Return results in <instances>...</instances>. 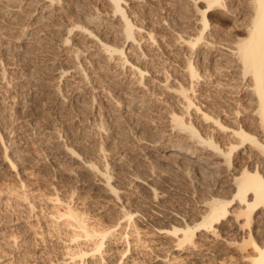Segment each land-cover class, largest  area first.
<instances>
[{"label": "bare ground", "instance_id": "6f19581e", "mask_svg": "<svg viewBox=\"0 0 264 264\" xmlns=\"http://www.w3.org/2000/svg\"><path fill=\"white\" fill-rule=\"evenodd\" d=\"M113 64L114 70L109 68ZM98 110L113 115L108 126H117L120 118L119 126L134 120L149 134L156 131L152 116L163 110L167 129H160L157 140L138 139L145 143L148 159L170 161L187 178L198 172L223 179L224 194L209 196L198 220L185 222L181 214H171L170 227L159 228L173 235L175 248L195 250V238L203 232L217 252L234 250L245 264H264V0H0V141L8 167L14 170L17 162L9 158L5 135L23 140L50 133L46 142L57 143L59 157L76 167L85 185L121 204L122 188L113 184L109 168L113 164L108 167L107 159L96 164L76 148L85 147L95 120L106 134ZM48 113L65 124L78 122L80 130L74 128L85 134L65 139L63 129L38 126ZM89 120L90 129L85 127ZM127 133L125 143L131 140ZM100 144L95 151L108 158ZM140 178L132 180L148 187ZM54 199L61 202L57 192ZM71 204L65 202L56 217L74 229L71 241L91 243L77 252L79 262L86 264L87 255L99 254L103 263L106 240L120 222L91 228ZM121 206L118 221L130 222L140 238L132 222L137 211ZM229 215L237 233L232 239L227 236L233 232ZM129 233L120 234L127 248Z\"/></svg>", "mask_w": 264, "mask_h": 264}, {"label": "rangeland", "instance_id": "374dc122", "mask_svg": "<svg viewBox=\"0 0 264 264\" xmlns=\"http://www.w3.org/2000/svg\"><path fill=\"white\" fill-rule=\"evenodd\" d=\"M111 67H113L112 70H114V64L109 68ZM133 83L134 82H126L127 85L129 84L131 86H134ZM107 88L112 93L117 94L114 91L115 88H113L112 82H108ZM64 90L67 91L66 87L63 91ZM126 102H130L129 99L126 100ZM102 103V106L107 105V102L103 101ZM162 106H164V104ZM160 111L155 112L156 115L158 114L157 117H155V114V116H152L155 120L151 117L156 124L154 125L153 123V127L156 131L149 134L148 131L145 130V126L141 124L137 125L138 122L135 123L136 121L133 122L134 120H128V122L122 121L123 123L121 124H125L119 126L121 122L120 118L118 119L120 122L116 121L117 126L112 125V123L111 126H108L110 123L106 121L113 115L109 116L106 112H102V116L98 110V112L96 111L99 115L98 118L102 116L101 119H103L105 125L107 124V127L105 126L106 134H103L100 128H98L99 121L95 120V122H93L89 120L90 123L88 122V125H85L88 129L91 127L90 133H87V144L85 147L83 146V148L81 146H76L80 152L82 150L84 151V153L82 151L83 154L86 153L87 155H91L94 158V160H92L94 162L97 161L96 164H104V161H106L105 159H107L106 162L109 163L108 167L111 166V163L113 164V166L109 167L112 168L111 171L113 172H110L113 174V184L118 188H122L120 192V203L125 206V209L137 211V213L133 215L132 222H136L135 224L140 238H137L133 229L134 226H132V228L129 227L130 222H128V226H126V219L118 221L124 212L122 211L124 209L121 204L113 201L109 197H105L101 192H98L97 188L92 189L90 186L85 185L83 180L80 179L82 177H79L80 174H78L79 172L76 167L74 168V165L70 162L62 161L55 148L57 143H52L51 141L46 142L51 138L50 133H48V137L46 133L41 139H38L40 137L36 138V135L30 136L31 138L29 136L24 137L27 143L23 141L24 138L23 140H18L16 138L6 137L5 135L3 139L4 142L6 141L5 145L9 147V158L17 162V165L14 170H12L8 167L7 162L3 161L4 145H2L0 141V264H81L77 252L81 250L80 248L83 250L90 248L89 246L91 243L88 245L83 239L77 242L71 241L72 238H74V232L72 231L74 229L65 223V218L56 217L63 209L65 202L68 203L69 201L72 203L71 205H75L79 208L76 207L83 213V218L85 221L87 220L86 222L91 228H100L101 226H109L111 223L115 224L116 222H120V225L115 228L116 232L114 236L108 238L109 240H106L104 246V254H102V257H105L107 260L104 262H107H100L101 256L97 254L94 257H92V255H87L85 257L86 264H116L119 257L122 259L119 264H167L169 259H171V264H238V261H241V264H245V260H240L234 250L225 248V251L217 252L216 249H213V247H211L212 244L205 239L206 237H210L208 240H211V236L208 234H204L203 232H201V234L198 233L200 239L197 237L195 238L198 247L195 250L189 247L187 250L185 246V249L182 251V248H175L174 238L171 237L173 236L172 234L159 229L161 227H170L169 219L172 217L171 214H181L185 222H194L198 220L206 209L204 207V201L213 195H221V193L223 195V192H225L224 190L227 189L224 187L225 184L221 182L223 179H219V181L215 177L209 175L203 178L201 177V173L198 172L192 174L190 179L187 178L188 174L174 167L170 161L164 162L160 160L162 163L156 162V165L148 159L149 151L145 148V143L138 139L146 138L144 140H157L162 130L165 131L167 129L166 127H168V124L164 121H167L166 112L162 110V112L165 113L163 114L162 112L160 113ZM121 113V111L118 112V115H121ZM54 115V113L46 115V117H44L45 119L49 116L47 120L40 117L42 120L38 122V126H43L44 124L45 127H57L60 131L63 129L64 131L62 130L61 134L62 138L65 137V139L66 137L74 135V133L76 134L75 136L78 137L85 134H81L80 132L77 133L78 131H76V129L80 130L81 128V126L79 127V125H77L78 122H76L77 124L75 122L70 124L67 122V124H65L66 121L63 120L62 122L58 119L59 117L56 118L57 116L55 115V117ZM86 115V118L88 117L91 119L89 112ZM113 119L112 121H114ZM48 120H51L53 123L55 121V124L52 125L53 123ZM56 120L60 121L57 122ZM44 121H47L48 125L47 122L43 123ZM91 122H93L94 125L97 123V127L96 125L94 127ZM126 122L129 125L126 124ZM75 125L76 129L74 128ZM89 125L90 127H88ZM67 126H70V128L67 129ZM96 128L98 129L93 131V129ZM160 129H162L161 132ZM71 130L73 134H71ZM128 131L129 133H127ZM142 131L144 132L142 133ZM64 132L69 135L66 134L65 136ZM117 132L119 134H117ZM125 132L129 135L128 137H131V140H129L130 142L125 143ZM140 134L147 136L142 137ZM90 136L92 137L91 139L89 138ZM134 136H136L137 139H134L136 138ZM46 138L48 139L45 140ZM9 140L15 141L13 146H9L11 145ZM137 140L139 142H137ZM17 142L18 144H16ZM100 142L103 143L105 151H109L107 154L108 158H102V156L98 155L95 151L96 148L98 149V146L100 147V145H102ZM87 150H91L92 152ZM94 151L96 153H94ZM111 152L114 153L109 154ZM124 155H126V157ZM99 156L102 158L103 163H101L102 161L100 162L101 159ZM121 156L125 158H121ZM121 159H123V161H120ZM137 175L139 178L140 176L142 177L140 178L141 180L145 178L147 185H150H148V187L153 188L154 193H152L151 189L146 185L137 184L132 180V178ZM193 175L195 176L194 178H192ZM70 190L75 191L74 197H72ZM56 192L59 199H61V202L58 201L59 203H56L57 201L55 202L54 199ZM231 206H233V204L229 206L230 209L232 208ZM159 214L162 215V217H159ZM229 216H227L230 220L228 225H231L233 232L230 231L231 234L229 233L227 236L232 239L237 236V233H235V222L232 216ZM125 231L130 232L129 242H131L129 248H127L125 240L122 238V235H120ZM165 256H167V259L164 258ZM160 260L164 262H160Z\"/></svg>", "mask_w": 264, "mask_h": 264}]
</instances>
